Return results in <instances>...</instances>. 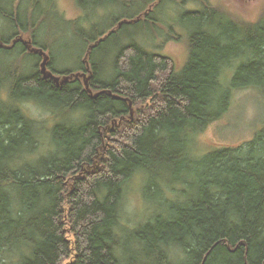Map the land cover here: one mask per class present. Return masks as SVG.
I'll use <instances>...</instances> for the list:
<instances>
[{"label": "trees", "instance_id": "16d2710c", "mask_svg": "<svg viewBox=\"0 0 264 264\" xmlns=\"http://www.w3.org/2000/svg\"><path fill=\"white\" fill-rule=\"evenodd\" d=\"M88 1L100 8L119 0L80 4ZM153 1L136 9L140 21L120 14L115 30L113 22L92 23L87 32L71 27L84 47L96 43L83 47L84 63L79 55L71 68L57 69L56 57L32 34L60 79L88 75L87 54L91 93L80 75L59 83L43 78L35 67L40 55L13 40L33 23L34 8L20 13L21 6L0 2L9 28L0 31V54L26 53L33 63L29 72L0 69V264H264V125L238 147L194 156L190 144L225 111L232 88L254 86L264 96V17L248 25L206 6L183 10L178 21L190 30L179 71L151 42L136 39L119 45L105 70L96 51L128 25L157 23L153 12L143 14ZM131 2L119 9L130 10ZM145 100L156 106L128 123L134 104ZM24 101L50 113L56 107L63 119L39 131ZM115 119L127 126L102 134ZM136 176L147 182L146 192L156 190L157 206L126 228L122 203Z\"/></svg>", "mask_w": 264, "mask_h": 264}, {"label": "rangeland", "instance_id": "374dc122", "mask_svg": "<svg viewBox=\"0 0 264 264\" xmlns=\"http://www.w3.org/2000/svg\"><path fill=\"white\" fill-rule=\"evenodd\" d=\"M80 1L81 0H0L2 4L7 5L8 3V7H18V10L21 6L20 13H22V11L24 13L27 8H34L31 10V12H33V23L26 25V30L24 31L17 29L18 33L13 40L21 42V44L25 46L27 53H32L23 42L30 40L32 44V34H34L38 42L45 44L47 53L49 52L51 56L53 54L56 57V63L54 62V65L57 69L73 67L84 47L83 40L76 35L78 32L75 33L74 30L82 29L87 32L90 30L92 23L94 27L98 28L106 26L110 22H113L111 30H115L120 26V22L123 19L119 17L120 14L133 13V18H135L138 15V13L135 12L136 9L141 7L145 2V0H136V3L130 7L131 9L126 10L124 7L119 9V7L122 6L120 2L126 4L131 1V3H133L134 0H119L115 5H107L106 7L100 8L97 7L98 5L93 6L92 1L84 2L83 5L80 4ZM203 6L215 9V11L220 12V14H225L237 22L246 23L248 25L257 23L264 17V0H165V2H162V0H154L152 3H148V5L145 6V9L148 10L143 14L146 15L153 12L157 23L149 21L144 24H139L138 26L128 25L124 27L116 37L110 39L107 43L102 45L101 49L96 51V56L104 62L105 70H108L109 62H111L119 45L128 42L130 39H136L139 42L148 41L146 42L148 44H145V46H148L149 42H151L150 47L152 50L170 57L172 59V61H170L171 67L173 64L175 70L179 71L186 60L187 42L185 36L190 30L188 21L184 20L179 23L178 17L180 11L201 9ZM115 16L118 17V19L112 21ZM143 17L144 15L142 16V13H140L137 19L140 21ZM5 25V19L0 14V31L2 34H6V32L9 31V28H6ZM153 39L154 41H151ZM94 42L95 41H87L84 51L87 50L89 45L94 44ZM13 43L14 42L11 41V45L7 46V48L12 47ZM24 55L22 56L14 53L11 55L0 54V69L3 71H10L13 70L15 66L20 65L26 72H29L33 67V63L32 60L25 59ZM83 57L84 53L79 57L81 62H83ZM41 61L42 56H40L35 67L42 76L40 67ZM78 78H80L81 81L84 80L83 76ZM105 78H109L107 73L102 75V79ZM3 82L5 85L7 84L5 79ZM2 91L5 92V89ZM156 103L157 102H152L150 100L136 102L133 107L131 119L128 123L134 122L137 118L150 113L156 106ZM20 104L24 112L30 118L38 122L39 131L47 128V126L51 128L56 122L63 119L61 118L62 116L59 115V110L56 107H52V112L50 113L34 101H24ZM77 119L78 116L75 114L71 116L72 121H76ZM123 123L124 122L118 119L112 120L102 130V134L107 131L117 132L125 128L127 124ZM263 125L264 96L260 90L257 89V87L247 85L232 88L225 111H223L218 118L208 123L201 131L194 134L190 142L192 154L194 156H200L223 146L238 147L245 145ZM42 150L44 151L45 147H42L41 151ZM146 185L147 182L145 180L136 176L130 181L126 188L120 219L121 223L126 228L144 221L147 218L148 212L145 210L147 207L152 211L157 206L156 190L151 188V190L146 192ZM126 236L127 232L123 234L122 238ZM61 264H67L66 260Z\"/></svg>", "mask_w": 264, "mask_h": 264}, {"label": "water", "instance_id": "95a60500", "mask_svg": "<svg viewBox=\"0 0 264 264\" xmlns=\"http://www.w3.org/2000/svg\"><path fill=\"white\" fill-rule=\"evenodd\" d=\"M14 42V41H13ZM25 45H27L28 49L30 52H33V53H37L39 54L40 56H42V61L40 63V67H41V73L43 75V78H50L52 79L54 82L56 83H59L60 81L63 82V81H66L69 77H72V76H83L84 77V84H85V87L88 89V91L90 92L89 90V87H88V83H87V80L89 79V77L91 76L90 75V69H89V64L87 63V54L85 55V58H84V61L86 63V69H87V72L89 73L88 75H86L84 72H81V73H74L70 76H65L63 77L62 79L59 78V76H56L55 74H53L48 68H47V62L49 60V55L41 48L39 47H35L31 44V41L30 40H27V41H24L23 42ZM96 43H94L93 45H95ZM93 45H90L89 48H91ZM91 93V92H90ZM99 92L95 93V94H98ZM94 96V94L92 95ZM131 109V108H130ZM131 113H132V109H131Z\"/></svg>", "mask_w": 264, "mask_h": 264}]
</instances>
